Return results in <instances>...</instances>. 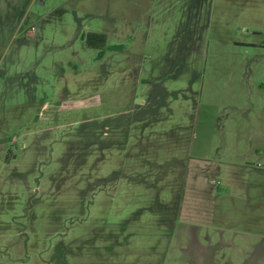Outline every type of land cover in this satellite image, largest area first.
<instances>
[{
	"label": "rangeland",
	"instance_id": "obj_1",
	"mask_svg": "<svg viewBox=\"0 0 264 264\" xmlns=\"http://www.w3.org/2000/svg\"><path fill=\"white\" fill-rule=\"evenodd\" d=\"M40 1L0 0V264L262 260L264 0Z\"/></svg>",
	"mask_w": 264,
	"mask_h": 264
},
{
	"label": "crops",
	"instance_id": "obj_2",
	"mask_svg": "<svg viewBox=\"0 0 264 264\" xmlns=\"http://www.w3.org/2000/svg\"><path fill=\"white\" fill-rule=\"evenodd\" d=\"M264 139V138H263ZM253 145L250 146V148L252 149ZM255 153L258 155V156H264V149H259V148H255ZM260 166V164H258L257 167H253V168H248L249 169V173H251L253 170L255 171V174H257V176L261 179L264 178V170L263 171H259V169H256ZM176 213H179V216L181 218H185L187 217L188 219V223L190 225H195V224H198L199 226L200 225H209V226H212V229H215V231L217 232V240H221V243L223 244H231L233 243L235 239V237L232 239V236L230 235V243H229V238L228 236H225L224 235V232L225 230L223 229V227H218V226H215L214 224L217 223L216 221H210L208 220V218H212V217H219V216H226V215H223V214H219L217 212H211V211H200V210H197V211H191V210H181L180 212H176ZM222 213V212H221ZM197 218H202V220H197ZM203 227V226H201ZM214 242V241H213ZM212 242V243H213ZM252 247V246H251ZM251 250H253L254 248H249ZM259 249H261V247H259ZM258 258V263L257 264H261L259 262L261 261H264V258L262 260L259 259V257H256L255 260L253 261V264H255V261L256 259ZM235 264H238L237 262Z\"/></svg>",
	"mask_w": 264,
	"mask_h": 264
},
{
	"label": "trees",
	"instance_id": "obj_3",
	"mask_svg": "<svg viewBox=\"0 0 264 264\" xmlns=\"http://www.w3.org/2000/svg\"><path fill=\"white\" fill-rule=\"evenodd\" d=\"M87 44L94 49H100V54L104 55V49L107 47L108 37L104 33H92L87 37ZM119 129V127H116ZM178 212V211H176Z\"/></svg>",
	"mask_w": 264,
	"mask_h": 264
},
{
	"label": "water",
	"instance_id": "obj_4",
	"mask_svg": "<svg viewBox=\"0 0 264 264\" xmlns=\"http://www.w3.org/2000/svg\"><path fill=\"white\" fill-rule=\"evenodd\" d=\"M40 3H41V4H44V0H41Z\"/></svg>",
	"mask_w": 264,
	"mask_h": 264
}]
</instances>
